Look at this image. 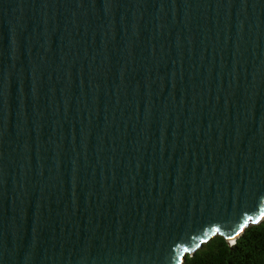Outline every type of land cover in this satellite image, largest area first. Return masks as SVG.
Listing matches in <instances>:
<instances>
[{
	"label": "water",
	"instance_id": "1",
	"mask_svg": "<svg viewBox=\"0 0 264 264\" xmlns=\"http://www.w3.org/2000/svg\"><path fill=\"white\" fill-rule=\"evenodd\" d=\"M263 218L264 0H0V264H183Z\"/></svg>",
	"mask_w": 264,
	"mask_h": 264
},
{
	"label": "trees",
	"instance_id": "2",
	"mask_svg": "<svg viewBox=\"0 0 264 264\" xmlns=\"http://www.w3.org/2000/svg\"><path fill=\"white\" fill-rule=\"evenodd\" d=\"M183 264H264V218L250 224L231 244L222 235H215Z\"/></svg>",
	"mask_w": 264,
	"mask_h": 264
},
{
	"label": "snow or ice",
	"instance_id": "3",
	"mask_svg": "<svg viewBox=\"0 0 264 264\" xmlns=\"http://www.w3.org/2000/svg\"><path fill=\"white\" fill-rule=\"evenodd\" d=\"M252 219V217H248V220H251ZM215 231H219V229H215ZM244 231V227L243 226H241V228H240V230L239 231H237L236 233H235V236H240L241 235V233ZM228 239L229 240H234V236H229L228 237ZM185 251H187V249L185 250Z\"/></svg>",
	"mask_w": 264,
	"mask_h": 264
}]
</instances>
